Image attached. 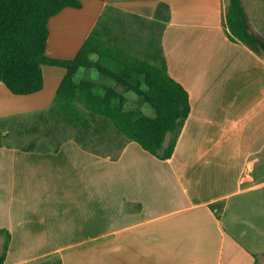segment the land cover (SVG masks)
Here are the masks:
<instances>
[{"label": "crops", "instance_id": "1", "mask_svg": "<svg viewBox=\"0 0 264 264\" xmlns=\"http://www.w3.org/2000/svg\"><path fill=\"white\" fill-rule=\"evenodd\" d=\"M243 2L264 39V0ZM81 3L51 18L47 56L73 60L101 17L133 27L154 21L158 5L167 4L162 51L169 75L190 95L191 113L168 160L136 142L121 150L116 141L117 150L96 144L87 150L71 139L57 152L1 143L4 264H264V249L250 248L239 230L245 225L240 210L264 207V53L229 38L228 0ZM100 63L136 81L119 63ZM85 70L80 80L112 85ZM43 74V90L31 95H14L0 82L3 137L13 123L24 125L52 106L66 70L45 65ZM117 90L138 104L130 109L153 115L143 99ZM257 191L260 198L246 199ZM232 208L236 215L225 224ZM261 237L264 226L252 238Z\"/></svg>", "mask_w": 264, "mask_h": 264}, {"label": "trees", "instance_id": "2", "mask_svg": "<svg viewBox=\"0 0 264 264\" xmlns=\"http://www.w3.org/2000/svg\"><path fill=\"white\" fill-rule=\"evenodd\" d=\"M81 7V0H0V82L14 95H31L44 88L43 66L66 70L52 106L34 114L31 127L20 125V129H26L16 133L13 140L30 135L32 140L23 150L41 152H57L71 139L87 150L96 143L108 150L115 141L121 150L127 142H136L150 154L170 159L191 113V102L189 93L169 75L162 51L161 36L170 21L169 6L162 3L157 7L150 27L159 29L160 36L159 40L153 37L147 41L149 54L145 60L132 54L133 46L125 37L114 34L118 27L115 17H101L73 60L48 57L51 18L66 8ZM225 26L233 42L244 44L257 55L264 53V39L254 32L243 0H228ZM103 59L119 63L136 81L102 65ZM81 66L103 74L112 85L87 80L75 83ZM118 87L143 99L154 114L149 116L140 109L128 108L129 99ZM1 130L0 144L15 146L2 139ZM71 133L76 135L71 138ZM168 135L172 139L165 146ZM7 250L8 244L0 264H4Z\"/></svg>", "mask_w": 264, "mask_h": 264}, {"label": "rangeland", "instance_id": "3", "mask_svg": "<svg viewBox=\"0 0 264 264\" xmlns=\"http://www.w3.org/2000/svg\"><path fill=\"white\" fill-rule=\"evenodd\" d=\"M118 26V25H117ZM120 26V25H119ZM117 27L116 30L114 31V34H120V36L123 38L125 37L126 40L128 41L129 45L131 44L133 46L132 49V54L135 55L136 57L145 60L148 58V51L146 48V43L150 38H156V40H159V36H160V30L159 29H154L152 30V28L150 27L151 24L148 22H144V21H137L134 23V26L132 27L127 25L126 28H122V27ZM106 64V63H104ZM99 73L97 71H95V79L98 77ZM122 90H125L124 87H121ZM129 108H135L138 107L137 103H130L128 105ZM150 111L153 113V110L151 108H149ZM152 116V115H149ZM35 122V119L33 117H29L27 118V120L25 121L24 126L26 125V128H29L33 125V123ZM13 123V121H12ZM20 125H14V123L11 125V127L6 128L5 130L8 131V137H3L2 139L9 141L10 143L8 144H14L16 146L19 147H27L29 145V143L32 140V136L30 135H25L24 137H21L19 139H15L16 138L15 134L25 129H20L19 128ZM71 138H73V136H75V133H71ZM12 141V143H11ZM97 144V143H96ZM92 146V145H90ZM114 150L116 149V146H111ZM115 147V148H114ZM95 149H98V147H94ZM102 149H105V146L102 147ZM114 150H111L112 152H115ZM260 191L254 192L252 194H250L246 199L247 200H254L256 198H260L259 196ZM235 212L236 210L234 208H232L231 210H229L225 216L224 222L226 224V222H231V219L233 217H235ZM238 212V211H237ZM262 212V214L264 215V207H259V206H255V205H248L246 207L243 208V210H240L239 214L243 215L244 218H242L245 222V225L242 224V226H240V229L244 228V231L246 232V236L243 242H245V244H247L250 248H253L254 250L257 249H264V238H256L253 239L252 237L254 235H256V233H258L259 229H263L264 223H262L260 221V217L259 214Z\"/></svg>", "mask_w": 264, "mask_h": 264}, {"label": "clouds", "instance_id": "4", "mask_svg": "<svg viewBox=\"0 0 264 264\" xmlns=\"http://www.w3.org/2000/svg\"><path fill=\"white\" fill-rule=\"evenodd\" d=\"M89 58H91V57H89ZM85 71H86V70L84 69L83 66H81V67H79V68L77 69V74H76V76H75V78H74V82H75V83H79L80 79L82 78V74H83ZM92 71H93V75H92L91 78L95 79V71H94V70H92Z\"/></svg>", "mask_w": 264, "mask_h": 264}]
</instances>
